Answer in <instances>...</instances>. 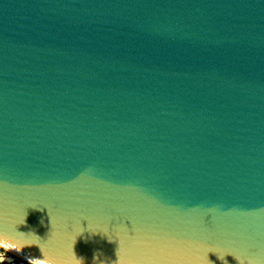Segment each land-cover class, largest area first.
<instances>
[{
  "label": "water",
  "instance_id": "obj_1",
  "mask_svg": "<svg viewBox=\"0 0 264 264\" xmlns=\"http://www.w3.org/2000/svg\"><path fill=\"white\" fill-rule=\"evenodd\" d=\"M15 230L58 261L264 264V0H0Z\"/></svg>",
  "mask_w": 264,
  "mask_h": 264
},
{
  "label": "clouds",
  "instance_id": "obj_2",
  "mask_svg": "<svg viewBox=\"0 0 264 264\" xmlns=\"http://www.w3.org/2000/svg\"><path fill=\"white\" fill-rule=\"evenodd\" d=\"M26 223V216L24 217L22 223L20 224H25ZM42 223V222H41ZM16 231V230H15ZM17 237L19 239H14L7 237L4 234H0V249H4L6 254H0V264H5V261L9 259L7 256V253L10 251H14L17 254L21 253L22 250L25 247H31V246H36L39 248L41 252V258H34L30 257L28 258V264H84V259L83 257H77L74 250L73 246L74 243L71 246V259H66L63 261H58V260H53L52 258L50 259L49 253L46 251L43 243H42V238L37 235L34 231H29L27 233H22V232H17L16 231ZM111 241V239H109ZM117 257L118 260L114 262V264H125L124 260H122L120 256V251H117ZM238 264H251L250 261H246L242 257L238 256H233ZM217 258L223 262V264H227V261L225 260V256H219L217 255ZM93 262L94 264H105V261L99 259V254H94L93 256Z\"/></svg>",
  "mask_w": 264,
  "mask_h": 264
},
{
  "label": "rangeland",
  "instance_id": "obj_3",
  "mask_svg": "<svg viewBox=\"0 0 264 264\" xmlns=\"http://www.w3.org/2000/svg\"><path fill=\"white\" fill-rule=\"evenodd\" d=\"M0 254H6L4 249H0ZM11 255L12 259L11 260H6L5 264H28V261L15 255L12 254L11 252L7 253V256Z\"/></svg>",
  "mask_w": 264,
  "mask_h": 264
},
{
  "label": "bare ground",
  "instance_id": "obj_4",
  "mask_svg": "<svg viewBox=\"0 0 264 264\" xmlns=\"http://www.w3.org/2000/svg\"><path fill=\"white\" fill-rule=\"evenodd\" d=\"M12 254H15V255H17V256H19L18 254H16L14 251H10ZM9 257V259L8 260H11L12 259V256L11 255H9L8 256ZM20 257V256H19ZM22 258V257H21ZM24 259V258H23ZM26 260V259H25ZM28 261V260H27Z\"/></svg>",
  "mask_w": 264,
  "mask_h": 264
},
{
  "label": "snow or ice",
  "instance_id": "obj_5",
  "mask_svg": "<svg viewBox=\"0 0 264 264\" xmlns=\"http://www.w3.org/2000/svg\"><path fill=\"white\" fill-rule=\"evenodd\" d=\"M53 260H55L52 256H50Z\"/></svg>",
  "mask_w": 264,
  "mask_h": 264
}]
</instances>
